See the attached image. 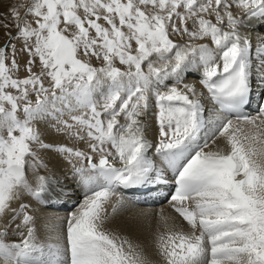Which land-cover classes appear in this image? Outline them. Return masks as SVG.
Returning <instances> with one entry per match:
<instances>
[{"label": "snow or ice", "instance_id": "1", "mask_svg": "<svg viewBox=\"0 0 264 264\" xmlns=\"http://www.w3.org/2000/svg\"><path fill=\"white\" fill-rule=\"evenodd\" d=\"M0 9V264H154L106 231L105 205L118 190L161 183L164 169L189 230L157 235L162 264H264V107L256 117L243 111L253 75L245 33L253 20L264 24V0H0ZM257 40L264 84V36ZM197 72L216 113L235 120L205 116L204 93L184 82ZM52 134L87 150L45 139ZM217 138L225 146L205 151ZM52 157L72 166L83 191L66 233L25 202L47 203L53 177L41 172ZM122 208L121 198L113 214Z\"/></svg>", "mask_w": 264, "mask_h": 264}, {"label": "bare ground", "instance_id": "2", "mask_svg": "<svg viewBox=\"0 0 264 264\" xmlns=\"http://www.w3.org/2000/svg\"><path fill=\"white\" fill-rule=\"evenodd\" d=\"M19 3H27L28 0H18ZM2 11V9H0ZM21 14L23 15L25 9H20ZM251 24L249 25V29L246 31V35H251ZM13 34H15V29H13ZM250 37V36H249ZM253 37H251L252 40ZM0 42L2 46L5 42L4 30L0 29ZM207 42V41H205ZM253 56V54H252ZM253 63L258 62L257 54L254 55ZM202 71V70H201ZM193 74L187 75L184 80L185 83H197L198 91L203 92L204 95L201 98L202 103L205 109L210 107L208 101L205 97V89H203L196 77L192 76ZM166 84H171V81H166ZM182 86V85H181ZM161 91L166 90L164 87H161ZM264 92V88L261 89ZM156 108L154 106V101L152 102V107L149 111L148 116V139L155 146L158 142L159 136L158 131L156 129V119H155ZM208 115H213V112H208ZM258 115V114H257ZM256 115V116H257ZM206 116V114H205ZM255 116V117H256ZM207 117V116H206ZM67 119V116H65ZM259 122V121H257ZM39 127L43 130L44 125H39ZM245 129L249 126L242 125ZM46 140H57L60 143L66 144L68 147L79 148L81 150H87V145L83 141H77L73 139H69L66 136H55L54 134L46 136ZM223 138H217L215 143H210L208 150H215L217 147H224ZM155 150V147L149 150V154L151 151ZM152 159L156 162V159L152 157ZM75 162V161H74ZM78 163V162H77ZM86 163V161H85ZM157 164V162H156ZM41 174L51 175L53 177L52 183L50 185V190L46 194L47 203L43 205H35L33 201L29 198H25V202L32 203L33 207L36 209L37 214L41 216V219L44 217H48L55 224L56 228L60 229V231L66 233V224L64 223L66 217L73 211H75L78 204L81 202L83 198V191L81 186L78 183V178L74 174L72 170V166L63 159L58 157H52L48 161V170L47 172L43 171ZM59 198V199H58ZM122 197L120 195H116L112 198V202L110 204L105 205L106 215L108 217L105 229L111 234H115L121 238L129 240L134 246H138V248L145 252V254L154 262V264H162L161 258L158 256L156 252V237L159 233H163L167 231L168 227H183L184 231H188L189 228L186 222L173 211L171 201L166 205H162L159 207H151L145 206L144 208H134V204L130 203L128 199H123V202L129 204H124V208L119 209L115 214L112 212V206L117 203ZM73 205L71 210H68L70 206ZM17 205L14 204L13 207ZM54 206V207H53ZM65 211V212H64ZM67 211V212H66ZM167 217V226L161 217ZM55 235V233H53ZM38 237L40 240L45 239L44 229L40 228L38 231ZM155 238V239H153ZM21 238L18 236L7 237L9 242L11 241H19ZM55 242V241H54ZM66 243V242H65Z\"/></svg>", "mask_w": 264, "mask_h": 264}, {"label": "rangeland", "instance_id": "3", "mask_svg": "<svg viewBox=\"0 0 264 264\" xmlns=\"http://www.w3.org/2000/svg\"><path fill=\"white\" fill-rule=\"evenodd\" d=\"M0 41H1V40H0ZM14 43L17 44V49L19 50L22 41H14ZM1 44H2V42H0V45H1ZM8 51H9V53H10V52H11V49L9 48ZM17 59H18V62L21 64V66H23V64L25 63V61L28 59V56H27V54H24L23 56H18ZM92 62H93V64L99 66V61L93 60ZM37 64H38V60H37ZM117 66H119V65H117ZM34 70H35V69H34ZM25 74H26V73L23 71V69H21V71L18 73V75H19L20 77H23ZM45 86L47 87V82H45ZM31 99H32V101L35 103V100H36L35 95H33V96L31 97ZM153 239H155V238H153Z\"/></svg>", "mask_w": 264, "mask_h": 264}]
</instances>
